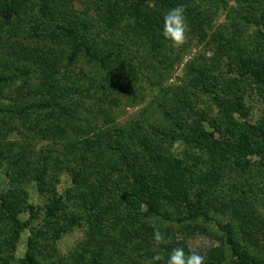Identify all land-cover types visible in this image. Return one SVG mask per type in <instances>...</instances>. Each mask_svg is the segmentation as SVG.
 Wrapping results in <instances>:
<instances>
[{"label": "rangeland", "instance_id": "obj_1", "mask_svg": "<svg viewBox=\"0 0 264 264\" xmlns=\"http://www.w3.org/2000/svg\"><path fill=\"white\" fill-rule=\"evenodd\" d=\"M179 5L198 15L186 14L184 44L155 41L145 23L162 25ZM7 6L15 10L9 19ZM237 55L264 66V0H0V264H22L30 238L40 264H91L98 252L100 264H149L177 247L205 264H231L226 225L263 259L264 136L248 131L260 153L248 154L247 166L184 138L195 126L211 132L210 120L224 132L225 117L235 137L243 121L264 128V83ZM216 95L232 105L228 116ZM126 160L156 188L158 211L125 199L133 182ZM175 165L177 173H166ZM98 182L106 192L97 219L82 197ZM1 195L20 207L26 225L17 235ZM58 195L64 208L45 222Z\"/></svg>", "mask_w": 264, "mask_h": 264}, {"label": "trees", "instance_id": "obj_2", "mask_svg": "<svg viewBox=\"0 0 264 264\" xmlns=\"http://www.w3.org/2000/svg\"><path fill=\"white\" fill-rule=\"evenodd\" d=\"M131 6V4H130ZM185 9L186 14H190L194 16L195 18H198L197 12L192 11L189 9ZM43 10H48V7H44ZM15 13L13 6H7L6 7V19H9L11 14ZM134 24H138L136 21H134ZM146 24V27L149 29H152L154 32V40L157 41V38L161 35V29L162 25L155 21H148ZM69 32L72 34H77V31L75 29H69ZM162 36V35H161ZM221 42L220 44L223 45V41H227L224 38L219 39ZM237 59L239 64L242 68H244V72H249L253 78H255L257 81H261L264 83V66L258 67L256 65H251L248 60H244L242 56L237 55ZM199 75L201 76V70L199 69ZM204 89H208V82H202ZM53 87H58L56 84H52ZM216 101L217 104L222 108V113H224V116L229 115V111L232 110L230 107H232L231 104H228L225 102L224 98H220L218 95H216ZM238 102H234L233 104L236 107H240V97H238ZM243 109V107L241 108ZM229 124L225 125L224 132L221 128V125L216 120H210L209 124L212 125L213 130L205 131L202 127L193 128V130L190 132L189 135L185 136L184 138L191 143H194L196 146H207L212 151L216 152L220 157L226 158L229 156H233L237 158V161L239 164L243 166L248 165V158L246 157L248 154H259L260 153V147L257 143H255L253 136L248 133L249 130L259 131L261 135L264 136V128L262 126L255 127L253 125L244 123V121L240 124L242 126L243 131H240V134L235 137V135L232 132V127L230 126V123L234 125L235 122H233L229 117H225ZM47 131V129H45ZM40 131H43L44 129H40ZM225 132L230 133V135L227 133L225 135ZM214 133H217L219 137H215ZM46 134V133H44ZM141 146L144 150L147 151V156L150 159H157L158 155L155 153V150L151 147V145L143 139L141 141ZM171 162L175 161V158H169ZM125 168L129 169L131 172V175L133 177V182L129 183V187L131 188V191L126 190L125 193V199L128 201V203L131 206H137L141 202H146L150 209L153 211H158V202H157V190L153 187V184L151 181L145 180L146 175L144 176L141 172L137 171V169L134 167V164L128 160H126ZM264 167V161L262 163ZM178 167L171 166L168 167L166 170V173H169V171L172 169L173 172L177 173L176 170ZM74 183L77 186H80V180H82L81 175L78 171V173H74L73 176ZM45 182V181H44ZM91 191L89 190V194L87 196L82 197V203L86 206H89L90 209H95L97 212V219L101 217V201L104 199L105 195L104 192H106V188L104 187V184L102 182H98L97 187H91ZM89 189V188H88ZM67 197L72 194L71 190L67 191ZM185 202L186 205L193 210V213H196V202L191 201L187 196L182 194L181 197ZM1 204L6 208L7 214L9 215L12 223L14 224L15 233L16 235L24 228L26 225L25 222L20 221L17 217V212L19 211L20 207H18V204L16 202L10 201V199H6L3 195H1ZM64 199L62 195L52 196V200L46 205L44 210V221L45 222H52V220L57 217V214L60 213V211L64 208ZM105 213V210L103 211ZM145 232L148 233L149 228H144ZM68 228L62 229L61 232L64 233ZM98 231L97 222L94 221L91 222V229L87 234L93 238L94 234ZM226 231V242L229 245V248L231 249L232 253L236 256L237 261L231 263V264H264V258L263 259H257L251 256L248 252H246L236 241L234 238L233 230L229 225L225 226ZM33 240L30 238L27 242V249L24 255V258L22 259V264H40L36 259L34 258V253L32 250L33 246ZM83 246V247H82ZM81 246V249L83 251L86 250V242ZM102 252H98L95 257L92 259L91 264H100ZM90 259V260H91ZM135 261H132V264H134ZM4 264H7L5 262Z\"/></svg>", "mask_w": 264, "mask_h": 264}, {"label": "clouds", "instance_id": "obj_3", "mask_svg": "<svg viewBox=\"0 0 264 264\" xmlns=\"http://www.w3.org/2000/svg\"><path fill=\"white\" fill-rule=\"evenodd\" d=\"M187 31L188 22L184 7L179 5L168 9L162 18V37L173 47H180L185 42ZM153 238L157 245L163 240L159 230L154 231ZM149 264H205V258L195 252L186 254L183 248L177 247L166 258L159 253L154 254Z\"/></svg>", "mask_w": 264, "mask_h": 264}]
</instances>
